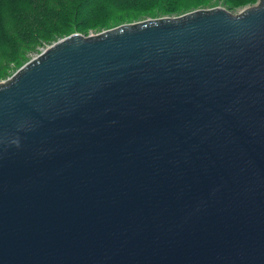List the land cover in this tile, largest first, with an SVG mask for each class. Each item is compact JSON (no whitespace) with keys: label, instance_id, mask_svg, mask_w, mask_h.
Returning a JSON list of instances; mask_svg holds the SVG:
<instances>
[{"label":"water","instance_id":"obj_1","mask_svg":"<svg viewBox=\"0 0 264 264\" xmlns=\"http://www.w3.org/2000/svg\"><path fill=\"white\" fill-rule=\"evenodd\" d=\"M0 264H264V0L69 29L15 63Z\"/></svg>","mask_w":264,"mask_h":264},{"label":"rangeland","instance_id":"obj_2","mask_svg":"<svg viewBox=\"0 0 264 264\" xmlns=\"http://www.w3.org/2000/svg\"><path fill=\"white\" fill-rule=\"evenodd\" d=\"M215 1L229 11L247 0H0V80L63 31L82 32L117 19Z\"/></svg>","mask_w":264,"mask_h":264},{"label":"trees","instance_id":"obj_3","mask_svg":"<svg viewBox=\"0 0 264 264\" xmlns=\"http://www.w3.org/2000/svg\"><path fill=\"white\" fill-rule=\"evenodd\" d=\"M42 11H44V10H42Z\"/></svg>","mask_w":264,"mask_h":264}]
</instances>
